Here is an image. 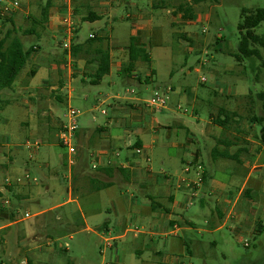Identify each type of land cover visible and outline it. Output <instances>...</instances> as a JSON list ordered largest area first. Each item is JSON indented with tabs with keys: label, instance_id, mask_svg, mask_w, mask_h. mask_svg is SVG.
<instances>
[{
	"label": "rangeland",
	"instance_id": "rangeland-1",
	"mask_svg": "<svg viewBox=\"0 0 264 264\" xmlns=\"http://www.w3.org/2000/svg\"><path fill=\"white\" fill-rule=\"evenodd\" d=\"M112 1L115 5L112 14L117 19L112 21V18L105 16L95 25L80 21V35L87 38L91 32L108 26L111 21L109 24L115 28L126 27L127 31L121 37L115 33L112 40L115 46L124 45L129 42L132 20L122 18L127 13L134 14L136 9L142 10L152 24V37L147 50L151 56L149 63L155 71L153 78L148 85H140L138 82H127L115 72L96 86L83 85L80 80H73L61 91L65 101L49 104L55 110V120L60 118L59 120L67 123L65 114L69 107L79 110L82 113L79 118L80 126L108 128V133L115 138L116 144L111 151L113 156L120 154L119 161L126 155L135 156L144 169H151L154 178L163 173L170 174L175 187H179L182 178L193 179L194 173L186 174L184 168L193 160L192 154L200 150L201 162L208 175L206 183L200 188L199 197L188 207V189L183 188L177 192L181 207L175 218L184 227L187 226L184 219H191L195 223V229L190 230L187 235L190 239L189 249L179 260L184 264H264V228L254 234L252 227L257 217L249 212L251 209L259 211L258 218L264 225V148L259 156L255 155L241 162L239 158H215L213 154L217 150L219 155H225V147L218 145L219 140L239 146L249 145L254 154L259 152L257 145L245 143L243 137L248 135L253 141L256 137L260 139L261 128L258 124L253 126L255 134L252 130L248 134L246 132L251 117L263 115L256 95L264 91V67H261L262 61L257 58L238 62L235 54L238 53L241 37L238 26L242 11L264 9V0H157L160 8H152L150 0ZM19 2V10L2 17L21 14L23 9L25 12L40 14L43 0ZM186 5H190L194 14L202 19L198 20L196 17L195 21H185L180 7ZM21 17L20 29L30 27V21ZM6 30L5 28L1 31L0 37ZM255 31L258 35H263L264 22ZM54 35V32H49L41 41L30 35L22 39L27 48L31 44H40L45 52L62 54L59 40ZM262 54L264 57V51ZM20 88H23V75L15 89L5 90L0 95L3 101L0 109L7 106L0 110V186L8 178L22 177L24 173H30L38 179L35 184L38 195H32L30 201H22L14 207L16 219H26L15 228L36 224L38 244L50 242L46 239L50 235L53 239L50 249L56 264H67L69 260L74 264L112 263L114 257L110 250L106 252L104 263H100L103 256L97 248L93 253L89 249L84 255L83 251L86 249L80 247L83 238L85 245L87 239L90 240V245L93 242L99 243V240L92 236L94 234L81 231L83 227L80 225L79 213L75 215V224L80 225L78 229L68 226L65 216L68 207L51 210L47 214L53 218L50 225L43 222V216H35L40 211L68 200L69 155L66 148L58 145L56 132L46 133L42 140L37 109L30 104V95L25 91L20 92ZM168 88L171 91L167 93ZM156 92L167 96L164 112L147 110L145 106V100ZM135 97H141L139 104L144 110L142 116V111L138 115L137 111L132 113L128 110H116L112 106L116 102L117 105L122 104L125 107L126 102ZM18 102L28 107L14 112L13 106ZM226 109L234 112L236 116H232L233 120L223 129L212 118L215 120L218 111ZM29 118L32 126L25 129L21 122ZM138 139L146 147L141 156L135 154V149L128 147L129 143L133 145ZM27 140L31 143L39 142L40 149L37 151L36 148L28 147ZM237 145L232 146L231 154L239 151ZM76 149V158L80 153L86 152L88 171L92 173V165H98V150L88 147L84 151L77 145ZM46 151L50 152V159L45 156ZM147 158H150V162ZM33 163L41 165L42 170L37 171L31 166ZM49 163L51 164L48 165ZM255 163L262 168L251 171ZM153 181L147 178V174L136 184L121 185L115 181L110 190L103 191L100 203L93 204L96 208H102V216L90 220V227L96 229L107 222L110 229L114 230L112 236L123 235L129 230L126 238L120 242L127 248L124 264H156L151 250L157 249L162 254L161 262L171 264L168 245L172 237L165 235L169 230L165 231L162 220L147 216L146 208H143L150 206L148 196L152 194L150 186ZM244 184L252 189L250 209L245 208L248 210L246 211L243 207L237 208L242 212V217L238 220L226 221L225 217L218 218V213L226 215L228 198L236 197ZM242 197L244 200L248 198L247 190L243 191ZM201 199L203 205L200 204ZM122 203L128 207H123ZM138 203L143 205L138 208L141 209L140 212L136 211ZM8 207L9 205L3 206L10 210ZM26 213L32 217H26ZM4 224L6 222L0 221V226ZM136 248L143 249L144 254H137Z\"/></svg>",
	"mask_w": 264,
	"mask_h": 264
},
{
	"label": "crops",
	"instance_id": "crops-1",
	"mask_svg": "<svg viewBox=\"0 0 264 264\" xmlns=\"http://www.w3.org/2000/svg\"><path fill=\"white\" fill-rule=\"evenodd\" d=\"M150 4V6L154 8V0H150ZM46 6H48L47 22L43 26L39 25L37 28H33L31 24H33L35 20H40L42 9ZM114 6V1L112 0H43L40 14H32L31 11L25 12L23 9L21 14L16 13L12 17H9L12 19L17 29H20L19 21L22 20L21 16H23V19L30 21V27L24 30L29 29L31 31H35V33L30 36H34L38 41H41L45 36L49 35V32H54L55 34L61 29L62 20L68 12L73 11L75 15L78 31L74 46L78 47L80 52H78L76 55L73 54V68H67V61L65 60L63 51L62 54H52L45 52L40 44H31L30 46L36 48V52L32 54L30 61L23 70V73H21L13 88L10 89L13 90L16 88L23 75V88H20L19 91L27 92L30 95V104H32L37 109V117L40 126L39 134L41 135L42 140L46 133L54 131L56 132V137L58 139L57 143L60 145L59 132L64 122L59 120L60 118L57 121L55 120V110L51 105L50 106L52 108H50L49 104L54 105V101H65V97L61 92L65 86L70 85L73 80H80L81 84L83 85L91 84L96 86L100 85L106 77L105 76L99 84H92L95 66H87V61H93V55L91 51L85 52L84 50L85 44H87L90 34H94L96 38L102 39V47L104 49H108L110 56V73L107 76H111L116 72L127 82H138L140 85H148L149 82H151L155 71L152 68L151 63H149L150 61L138 60L132 63L129 61V44L131 39H135L136 45L144 48L148 53L147 45L152 37V24L151 19H149L148 15L144 14L142 10L136 9L134 14L127 13L126 17L122 18L123 20H132L129 42L125 43L124 45L119 44L115 46L113 44L114 41L112 42V40H114L113 35L115 33L118 35V37H121L127 31L126 27L118 26L115 28L112 24H109L111 21L108 23V26H102L98 31L91 32L87 38H83L80 35L82 28L80 26V21L92 22L91 25H95L105 16H108L109 18H112V21H115L117 18L112 14L114 12ZM196 17L197 16L194 14L192 20H184L191 22L195 21ZM5 18L6 17L0 18V29L2 28V30L5 28L8 29L10 27L9 23L4 22ZM197 18L198 20L202 19L200 16ZM177 21L178 18H176L175 23H177ZM2 30H0V33ZM185 38H187L186 35ZM148 55L150 57L149 60H151L150 53H148ZM126 67L130 68L129 73L124 72V69H127ZM40 70H42V72ZM32 71L35 73L34 75H31ZM143 72L145 73V77H143ZM4 93L5 92L3 91L0 95L2 96ZM236 95L235 97L238 96ZM1 96L0 104L3 102L1 100ZM140 98L141 97H135L131 99L129 102H126L125 107L122 106V104L117 105L116 102L113 103L112 106L116 110H128L132 111V113L138 112V115L139 112L142 111V116L144 114V110H142L140 107ZM13 107H15L14 112H18L22 111L23 107L28 106L22 102H18V104L16 103ZM4 108H1L0 110H3ZM165 108L161 111L164 112ZM220 111L221 110L218 111V114ZM225 111L229 112L230 114H234V112H230L227 109ZM212 120L215 123L214 118H212ZM21 126L25 129H30L32 126V120L30 118L23 119ZM89 126L90 125L85 127L80 126L79 130L76 132V145L80 148L82 147L84 151L88 147H93L94 149L98 150V165H92L94 170L92 173H90L88 171L89 163L86 159V152L80 153L73 169L70 170L68 168V175L71 174V180L68 179V200L57 204L48 210L40 211L35 214V216H43V222L50 225L53 222V218L47 216V214L53 209H63L68 207V209L65 210V216L68 219V226L78 229V227L81 225V227H83L81 230L82 232L92 233L94 234L92 236H95L99 240V243L92 241L93 243L90 245V240L87 239L88 242L85 245V239L83 238V246L80 245V247H85L86 250L83 251L84 255L88 253L89 249L93 253V250L97 248L100 250V253L103 256V261L100 263H104L106 259V252L110 250L114 257V261H112L110 264H124L127 248L122 246V243L120 242L126 238V232H129V230H126L123 235L112 236L114 230L112 231L110 229V227L107 225V222L105 225L96 229L90 227V220L102 216V208H96L93 204L100 203L103 191L110 190L115 184V181L121 185L128 183L136 184L139 182L140 178H143L145 174H147V178L150 181L154 180L150 186L152 188V194L148 196L150 199V206L143 207V205L138 203L136 211H141V209H138L139 207L146 208L145 213L147 216L153 219L162 220L165 223V231L169 230V232H166L165 235L172 237V241L168 245L170 254L169 259L171 264H184L179 260V258L183 257L186 254L185 252H187L189 249L188 245L190 239L187 235L190 230L195 229V223L191 219H184V223L187 225L184 227L179 222V220L175 218V216L178 215V209L181 207V202L178 199L177 192H179L178 190L186 187L180 186V184L179 187H175V185L172 183L170 174L163 173L159 177L154 178L153 176L155 175L151 169H144L138 158L135 156L132 157L130 155H126L122 161H119L120 156L118 158L115 157L116 155L113 156L111 151V149H113L116 144L115 138H113L108 133V128L99 126L93 129ZM253 126H255V123L250 122L248 124V131L246 130L247 134L251 130L253 132ZM222 128L224 129L227 127ZM6 139L8 138L6 137ZM243 140L247 144L254 143L257 145L259 152L254 154L253 149L249 147V145L239 146L235 143L233 144L232 142L219 140L218 145L225 147V155H219L218 151L215 150L213 152L214 157L217 158L216 156H227L226 158H239V162H241L247 158L254 157L255 155L259 156L263 151L262 149L264 146L258 137H256V139L253 141L248 135H245ZM28 141L29 140H27V142ZM136 142L141 143V149L143 153V149H146L143 141L138 139ZM235 145L239 146V151L237 153L231 154L232 146ZM40 146L37 148V151L40 149ZM1 150L2 148L0 145V151ZM49 153V151H46L45 153V156L49 157L48 159H50V155H48ZM192 157L193 160L187 164H201L205 169L206 179L204 183H206L208 174L206 167L201 162L200 150H196V152L192 154ZM10 161H12V156H10ZM183 163L186 162L183 160ZM50 164L51 163L48 165ZM31 166H34L37 171H40L43 168L38 163H33ZM94 166H96V168H94ZM0 167H2L1 162ZM260 168L262 167L255 163L251 171H255ZM8 179H6L3 186H0V221L6 222V224L0 226V264H19L24 258L27 259L30 264H56L55 256L50 249L52 246L51 241L53 240L50 238V235H48L46 238L50 242H47L46 244H38L39 236L35 231L36 224L35 226L33 225L26 228H15L17 224L24 222L26 219L22 218L17 220L15 210L16 208L14 207H16L22 201H30V197L38 193L35 189V184L37 182H17L12 180L11 183H7ZM246 185L247 184H244L243 188L236 197L231 196L228 198L226 202V215H224V213H218V218L225 217L226 221L230 219L238 220L242 217V212L241 210H237V208L241 209V207H243V209H250L252 189ZM245 190H247L248 197L245 198L246 200H244L242 197L243 191ZM122 204L123 207H128L124 203ZM200 204L203 205L202 199ZM4 205H9L8 208L10 210L3 208ZM247 209L245 210L248 211ZM249 212L252 214V216L257 217L254 222V226L252 227V231L254 234L259 233V230H257L259 225H262L264 228L262 220L258 218L259 211L251 209ZM77 213L80 214L82 222H80V225L75 224V215ZM212 216L214 220H216V217H214L213 213ZM256 222L259 224L258 227ZM157 226L158 225H156V227ZM180 233H182V235H180ZM107 237L111 238L113 241L111 247H107L106 243L104 242V239ZM153 238L154 237H152V241ZM26 242H28V244H26ZM151 251H153L154 261L156 264H165L161 262L162 254L158 249ZM135 252L141 256L144 254V250L140 248H136ZM67 264H74V262L69 260Z\"/></svg>",
	"mask_w": 264,
	"mask_h": 264
},
{
	"label": "trees",
	"instance_id": "trees-1",
	"mask_svg": "<svg viewBox=\"0 0 264 264\" xmlns=\"http://www.w3.org/2000/svg\"><path fill=\"white\" fill-rule=\"evenodd\" d=\"M154 0V8H160ZM47 10L48 6L44 7L41 12L40 20H35L32 24L33 28H37L39 25H44L47 22ZM180 11L183 12V18L186 20H192L194 17V10L190 5L181 6ZM2 18V16H0ZM5 23H9L10 27L6 30L4 35L0 37V94L5 90L13 88L14 84L18 80L19 76L27 66L30 58L36 48L30 46L26 47L22 37L33 35L35 31L17 29L11 18H5ZM3 22V23H4ZM264 22V9L258 8L256 10L244 9L241 15V21L238 26L240 32V41L238 45V53L235 54L238 62H243L248 59L257 58L262 61L261 67H264V57L262 51H264V34L258 35L256 28H258ZM35 30V29H34ZM136 40L131 39L129 44V61L143 60L149 61V55L146 50L136 45ZM102 39L89 38L87 44H85V52H92V60L87 61L88 65H94V79L92 84H99L105 76L110 73V56L108 49H104L101 45ZM78 47L73 48V54L76 55ZM125 73L130 72V68L126 67ZM35 73L32 71L31 75ZM256 98L261 103L263 115H253L251 122L260 126V141L264 146V91L256 95ZM232 116L225 110H221L215 119V123L221 127H227L232 121ZM141 148V143H134L130 149ZM206 176L204 175V182ZM106 187V185H105ZM259 231L263 229L262 225H259Z\"/></svg>",
	"mask_w": 264,
	"mask_h": 264
},
{
	"label": "built area",
	"instance_id": "built-area-1",
	"mask_svg": "<svg viewBox=\"0 0 264 264\" xmlns=\"http://www.w3.org/2000/svg\"><path fill=\"white\" fill-rule=\"evenodd\" d=\"M20 8V2L19 0H0V14L2 15H9L14 13ZM77 23L75 19V15L73 11H70L67 13V15L63 18L61 29L55 33L54 38L59 40V46L64 52L65 60L67 61L66 66L69 69L73 68V47L76 41L77 37ZM94 34H90L89 38H94ZM171 89L168 88L167 93L170 92ZM134 93V91H132ZM167 103V96L164 94L154 93L148 100H145V106L147 110L152 111H160L166 107ZM104 114H106L105 111H103ZM82 115V113L74 109L72 107H69L67 113L65 114L66 118L68 119L67 123H63L61 126V130L59 132V142L60 145L68 151V162L67 166L70 170L73 169V167L76 165L77 162V149H76V132L79 130V118ZM26 145L30 148H38L40 146L39 142L31 143L28 141ZM134 145V144H133ZM131 143L128 144V147H133ZM135 154L141 155L142 149L141 148H135ZM120 154L117 153L116 157H119ZM150 161V159H147ZM96 168V166H94ZM184 172L186 174L194 173L193 179L190 178H182L180 180V186L186 187L189 191V197L190 201L188 204L189 206H192L194 204V201L199 197V191L204 183V175H205V169L204 167L199 164H187L184 168ZM68 179L71 180V174L68 175ZM12 180H15L17 182H38V179L35 177L33 178L30 173H24L22 177H16L11 178L7 180V183H11ZM26 217H30V215L27 213ZM104 242L106 243L107 247L112 246V239L111 238H105ZM19 264H30L27 259H23L20 261Z\"/></svg>",
	"mask_w": 264,
	"mask_h": 264
}]
</instances>
